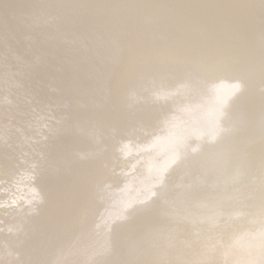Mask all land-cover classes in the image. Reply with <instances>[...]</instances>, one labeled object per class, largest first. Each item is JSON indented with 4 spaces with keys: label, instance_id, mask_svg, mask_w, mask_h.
<instances>
[{
    "label": "water",
    "instance_id": "95a60500",
    "mask_svg": "<svg viewBox=\"0 0 264 264\" xmlns=\"http://www.w3.org/2000/svg\"><path fill=\"white\" fill-rule=\"evenodd\" d=\"M0 187V264H264V0H0Z\"/></svg>",
    "mask_w": 264,
    "mask_h": 264
},
{
    "label": "bare ground",
    "instance_id": "6f19581e",
    "mask_svg": "<svg viewBox=\"0 0 264 264\" xmlns=\"http://www.w3.org/2000/svg\"><path fill=\"white\" fill-rule=\"evenodd\" d=\"M126 79V76H124L123 75V77H122V81L123 80H125ZM37 108V109H36ZM31 109H32V112L35 114V115H33L32 116V118H30L31 120L30 121H39V122H37L36 123V125H34L35 127L37 126V134L40 132V133H42V135H43V126H49V125H51L50 124V121H51V119L53 118V115L52 114H50V111L49 110H45V109H39V107H38V105H33L32 107H31ZM36 109V110H35ZM44 114H48V116H49V119H43V120H39L40 118H42L43 117V115ZM62 115V114H61ZM48 120H49V124H48ZM115 121V120H114ZM30 123V122H29ZM109 123H111L112 125H113V123H112V121L109 119V120H107V124H109ZM31 124H32V122H31ZM110 125H108V127H109ZM110 129V128H109ZM14 131H15V129H12V126H10V133H8L7 131H6V135L10 138V139H8V141L9 142H12V144L15 146V149H16V152H17V156L14 158V160H15V162L16 163H18L19 164V162H21V160H23V164H24V166H23V168H21V170H24V169H26V166H25V162L26 163H28V161L31 163V167H32V169L30 170V172L27 174V183L25 184V183H23V185H21V186H23V187H21V188H17V194H19V192L21 191V190H23L25 193H27V190H26V188H25V185H29V182L32 180V178H35V176H36V171H34V168H36V166H38V163L40 162V156L42 157V160L44 161L45 160V157H44V151L42 150V148H43V146H44V142H42V140H43V138L42 139H40V140H38V142H36V144H35V146H33L32 144H30V145H24V143L22 142V137H19L17 134H15L14 133ZM45 133V132H44ZM36 134V135H37ZM24 140H26V139H24ZM26 144H28V142L26 141ZM25 146V147H24ZM35 152H38V153H35ZM26 153H28L27 154V156H25L26 155ZM22 154V155H21ZM134 154H123V155H120L119 157H120V160H119V162L118 163H114L113 164V166L111 167V170L113 171V170H115L119 165H125V167L127 168V169H129L130 168V165H128V159H130L132 156H133ZM18 156H20L19 158H17ZM46 156H47V153H46ZM26 160V161H25ZM121 161V162H120ZM127 162V163H124V162ZM21 164V163H20ZM37 164V165H36ZM43 163H42V161H41V163L39 164V166L40 165H42ZM22 165V164H21ZM20 165V166H21ZM141 166H142V162L136 167V169L135 170H137V169H140L141 168ZM31 167H29L28 165H27V169H30ZM124 167V168H125ZM130 170V169H129ZM135 170H134V168H133V170L132 171H130L131 173H129V175H131V176H133V174H135L134 172H135ZM139 171L137 170V173H138ZM129 175H124V179L126 178L127 180H129L130 179V177H129ZM23 181L25 182V180L23 179ZM3 189V187H0V190H2ZM21 194V193H20ZM27 196V194L26 195H22V197L25 199L26 198V200L28 199V196ZM112 206H115V205H112ZM112 209H114V207L112 208ZM2 216V215H1ZM1 236V235H0Z\"/></svg>",
    "mask_w": 264,
    "mask_h": 264
}]
</instances>
